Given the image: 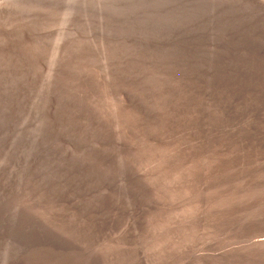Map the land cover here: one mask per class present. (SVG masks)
<instances>
[{"label":"rangeland","instance_id":"374dc122","mask_svg":"<svg viewBox=\"0 0 264 264\" xmlns=\"http://www.w3.org/2000/svg\"><path fill=\"white\" fill-rule=\"evenodd\" d=\"M0 264H264V0H0Z\"/></svg>","mask_w":264,"mask_h":264}]
</instances>
